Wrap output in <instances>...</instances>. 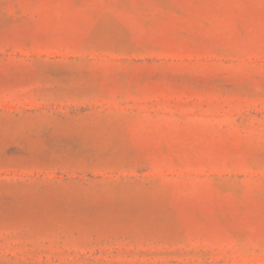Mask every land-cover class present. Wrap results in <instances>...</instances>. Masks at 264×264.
I'll return each mask as SVG.
<instances>
[{
	"label": "rangeland",
	"instance_id": "374dc122",
	"mask_svg": "<svg viewBox=\"0 0 264 264\" xmlns=\"http://www.w3.org/2000/svg\"><path fill=\"white\" fill-rule=\"evenodd\" d=\"M0 264H264V0H0Z\"/></svg>",
	"mask_w": 264,
	"mask_h": 264
}]
</instances>
